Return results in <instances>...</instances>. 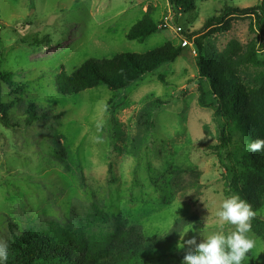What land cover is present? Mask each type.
Listing matches in <instances>:
<instances>
[{
  "label": "rangeland",
  "instance_id": "1",
  "mask_svg": "<svg viewBox=\"0 0 264 264\" xmlns=\"http://www.w3.org/2000/svg\"><path fill=\"white\" fill-rule=\"evenodd\" d=\"M260 3L197 0L194 9L175 14L167 0H0V73L14 82L11 88L0 81V103L22 99L8 113L15 128L0 123V243L51 224L85 235L125 224L139 227L146 243L166 238L169 252L184 255L189 247L178 244L194 235L192 227L203 234L234 231L216 217L228 197L214 149L219 134L214 111L197 104L196 50L187 36L209 32L219 51L232 40L244 47L255 37L251 18L229 19L224 32L203 31L204 24L225 6ZM144 15L159 31L142 43L127 40ZM167 42L181 46L180 56L126 90L98 86L71 96L56 90V77L86 60ZM28 103L46 118L26 126ZM230 133L226 150L240 152V133ZM257 214L264 220V203ZM248 235L256 244L245 264H264L262 241ZM147 264L182 262L167 257Z\"/></svg>",
  "mask_w": 264,
  "mask_h": 264
},
{
  "label": "trees",
  "instance_id": "2",
  "mask_svg": "<svg viewBox=\"0 0 264 264\" xmlns=\"http://www.w3.org/2000/svg\"><path fill=\"white\" fill-rule=\"evenodd\" d=\"M196 1L167 0L175 14L194 9ZM234 17L252 19L250 27L255 37L244 47L232 40L219 51L209 32L198 38L192 39L191 35L187 38L196 50L197 104L214 111L219 134V144L214 149L224 171L225 195H239L258 213L264 203V150L249 152L247 145L264 140V60L257 51L259 41L264 45V0L258 6L244 9L225 6L217 17L204 24L203 31L223 27L218 31L224 32L228 28L227 21ZM158 31L157 24L144 15L125 38L142 43ZM181 51V46L167 42L144 53H120L110 59H89L71 75L61 72L55 79L56 90L64 96L78 95L98 86L113 93L123 91L161 66L173 63ZM249 68L258 72L247 75L245 70ZM0 81L13 87L11 74L0 73ZM14 89L18 90L16 86ZM21 102L20 98L18 102L16 99L0 103V123L5 128H15L8 113ZM161 105L163 103L157 102L156 107ZM25 111L26 126L46 118L39 115L31 103L26 105ZM151 119L152 115L148 114L147 126H152ZM232 130L238 131L242 137L240 152L226 150L233 145ZM58 151L61 152V148ZM59 152V161L66 165ZM251 223L250 232L264 246V220L257 214ZM166 244V238L146 243L141 229L134 225L118 224L110 234L85 235L82 230L70 231L51 224L48 230H28L22 235H12L7 246V264H147L167 257L182 262L185 254L169 252Z\"/></svg>",
  "mask_w": 264,
  "mask_h": 264
},
{
  "label": "clouds",
  "instance_id": "3",
  "mask_svg": "<svg viewBox=\"0 0 264 264\" xmlns=\"http://www.w3.org/2000/svg\"><path fill=\"white\" fill-rule=\"evenodd\" d=\"M249 152L264 150V140H256L247 145ZM257 213L251 205L239 195L233 194L226 197L219 205L216 217L223 224L234 226V231L225 234L220 231L203 234L196 232L194 235L178 244V248L185 245L189 250L183 257L182 264H245L249 252L255 247L256 241L248 235L252 228L251 221ZM188 233V232H187ZM200 238V242H197ZM8 247L0 243V264H7Z\"/></svg>",
  "mask_w": 264,
  "mask_h": 264
},
{
  "label": "built area",
  "instance_id": "4",
  "mask_svg": "<svg viewBox=\"0 0 264 264\" xmlns=\"http://www.w3.org/2000/svg\"><path fill=\"white\" fill-rule=\"evenodd\" d=\"M163 27H164V28H167V27H168V24L165 23V24L163 25ZM182 45H183V46H186V45H187V42H186L185 39L183 40ZM257 51H258L259 56L264 60V45L262 44V41H259V42L257 43Z\"/></svg>",
  "mask_w": 264,
  "mask_h": 264
}]
</instances>
